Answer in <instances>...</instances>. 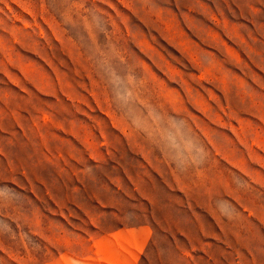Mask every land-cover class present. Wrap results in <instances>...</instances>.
<instances>
[{
	"label": "rangeland",
	"instance_id": "374dc122",
	"mask_svg": "<svg viewBox=\"0 0 264 264\" xmlns=\"http://www.w3.org/2000/svg\"><path fill=\"white\" fill-rule=\"evenodd\" d=\"M0 264H264V0H0Z\"/></svg>",
	"mask_w": 264,
	"mask_h": 264
}]
</instances>
